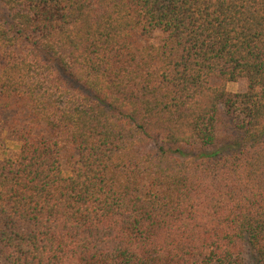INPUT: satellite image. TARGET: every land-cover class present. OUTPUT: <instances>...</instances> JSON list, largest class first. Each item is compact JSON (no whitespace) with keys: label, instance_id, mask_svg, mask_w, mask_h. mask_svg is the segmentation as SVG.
I'll use <instances>...</instances> for the list:
<instances>
[{"label":"trees","instance_id":"obj_1","mask_svg":"<svg viewBox=\"0 0 264 264\" xmlns=\"http://www.w3.org/2000/svg\"><path fill=\"white\" fill-rule=\"evenodd\" d=\"M0 3V264H264V0Z\"/></svg>","mask_w":264,"mask_h":264},{"label":"rangeland","instance_id":"obj_2","mask_svg":"<svg viewBox=\"0 0 264 264\" xmlns=\"http://www.w3.org/2000/svg\"><path fill=\"white\" fill-rule=\"evenodd\" d=\"M3 16V8H2V5L0 3V18ZM245 87V83L244 81L242 80H239L237 82H228L226 83V89L228 91H231V92H236V91H241L243 90ZM0 136L1 137H4V141L2 142V147L0 148V151L3 150L2 148L5 147V149L9 152H11V150L14 148L13 145V141L9 138L8 139V135L6 132L2 131L0 132ZM1 153V152H0Z\"/></svg>","mask_w":264,"mask_h":264}]
</instances>
